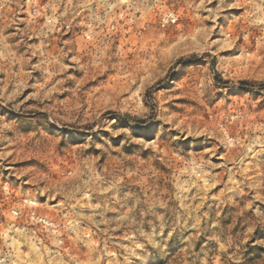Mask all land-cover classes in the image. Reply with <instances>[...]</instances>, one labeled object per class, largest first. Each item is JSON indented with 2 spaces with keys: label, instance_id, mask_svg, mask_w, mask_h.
Instances as JSON below:
<instances>
[{
  "label": "rangeland",
  "instance_id": "1",
  "mask_svg": "<svg viewBox=\"0 0 264 264\" xmlns=\"http://www.w3.org/2000/svg\"><path fill=\"white\" fill-rule=\"evenodd\" d=\"M264 264V0H0V264Z\"/></svg>",
  "mask_w": 264,
  "mask_h": 264
},
{
  "label": "trees",
  "instance_id": "2",
  "mask_svg": "<svg viewBox=\"0 0 264 264\" xmlns=\"http://www.w3.org/2000/svg\"><path fill=\"white\" fill-rule=\"evenodd\" d=\"M169 264V263H168Z\"/></svg>",
  "mask_w": 264,
  "mask_h": 264
}]
</instances>
